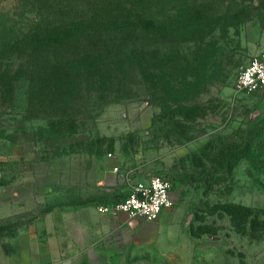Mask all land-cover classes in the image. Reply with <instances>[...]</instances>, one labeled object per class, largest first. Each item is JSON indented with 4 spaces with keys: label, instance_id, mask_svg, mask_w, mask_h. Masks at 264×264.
<instances>
[{
    "label": "rangeland",
    "instance_id": "obj_1",
    "mask_svg": "<svg viewBox=\"0 0 264 264\" xmlns=\"http://www.w3.org/2000/svg\"><path fill=\"white\" fill-rule=\"evenodd\" d=\"M100 7L132 8L160 30L128 37L146 64L105 98L86 85L66 106L30 102L25 80L12 104L0 98V264H14L37 218L120 202L154 176L171 182L183 218L135 264H264V93L236 88L264 37V0H0V50Z\"/></svg>",
    "mask_w": 264,
    "mask_h": 264
},
{
    "label": "trees",
    "instance_id": "obj_2",
    "mask_svg": "<svg viewBox=\"0 0 264 264\" xmlns=\"http://www.w3.org/2000/svg\"><path fill=\"white\" fill-rule=\"evenodd\" d=\"M104 9L97 8V12H87V15L77 19L73 16L63 17L62 21L47 25L46 29L31 31L30 36L8 40L0 50V98L12 104L16 97V85L25 80L29 82L30 102L43 97L44 100L66 106L79 93L86 92V85L90 93L93 90L105 98L114 92L118 83L128 81L127 67L140 63L143 68L146 64L145 48L134 47L131 45L133 40L128 37L144 33L149 27L157 32L161 22L139 12L134 15L132 8H124L127 11L124 17ZM192 16L196 17V14ZM120 40L114 51V45ZM80 47L84 50L75 57L66 56V52ZM10 52L20 56L15 68L4 65L6 58L3 54ZM34 57H44L48 64L40 68L34 62ZM66 58L74 61L68 59V63ZM112 65L121 67L113 69Z\"/></svg>",
    "mask_w": 264,
    "mask_h": 264
},
{
    "label": "crops",
    "instance_id": "obj_3",
    "mask_svg": "<svg viewBox=\"0 0 264 264\" xmlns=\"http://www.w3.org/2000/svg\"><path fill=\"white\" fill-rule=\"evenodd\" d=\"M255 51H264V37ZM100 205L67 206L37 218L14 264H135L136 253L151 249L171 228H180L183 218L175 206L147 222L123 213H100Z\"/></svg>",
    "mask_w": 264,
    "mask_h": 264
},
{
    "label": "built area",
    "instance_id": "obj_4",
    "mask_svg": "<svg viewBox=\"0 0 264 264\" xmlns=\"http://www.w3.org/2000/svg\"><path fill=\"white\" fill-rule=\"evenodd\" d=\"M236 88L249 94L264 93V51L252 56L249 63L241 68ZM171 189L169 180L154 176L135 183L122 201L100 205L99 212L110 215L123 213L132 219L154 222L164 211L175 206Z\"/></svg>",
    "mask_w": 264,
    "mask_h": 264
},
{
    "label": "water",
    "instance_id": "obj_5",
    "mask_svg": "<svg viewBox=\"0 0 264 264\" xmlns=\"http://www.w3.org/2000/svg\"><path fill=\"white\" fill-rule=\"evenodd\" d=\"M210 238H211L212 240H218V238H217V237H214V236H210Z\"/></svg>",
    "mask_w": 264,
    "mask_h": 264
}]
</instances>
